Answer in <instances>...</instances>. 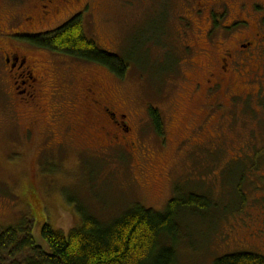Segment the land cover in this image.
Here are the masks:
<instances>
[{
    "label": "rangeland",
    "instance_id": "rangeland-1",
    "mask_svg": "<svg viewBox=\"0 0 264 264\" xmlns=\"http://www.w3.org/2000/svg\"><path fill=\"white\" fill-rule=\"evenodd\" d=\"M0 1V16L19 15L13 29L25 31L29 0ZM253 1L224 0L228 21L247 23L228 34L208 20L211 9L222 11L218 0H92L84 35L125 64L122 76L21 39L32 34L0 38V50L31 54L42 79L40 110L24 108L0 59V227L25 225L49 254L44 224L67 236L85 214L108 223L135 205L160 213L170 199L196 195L209 208L180 211L176 232L162 238L176 250L175 264L251 253L241 248L255 241L240 211L251 210L252 164L238 157L244 146L248 155L264 146V112L253 99L264 102V10ZM244 39H255V49L241 52ZM88 82L94 99L125 116L123 143L110 144L99 126L112 128L86 108ZM149 109L161 116V136Z\"/></svg>",
    "mask_w": 264,
    "mask_h": 264
},
{
    "label": "trees",
    "instance_id": "trees-1",
    "mask_svg": "<svg viewBox=\"0 0 264 264\" xmlns=\"http://www.w3.org/2000/svg\"><path fill=\"white\" fill-rule=\"evenodd\" d=\"M26 39L35 47L103 66L119 76L125 70L120 59L101 51L86 38L79 20L71 21L54 33ZM259 101L264 112V102ZM149 114L155 132L161 136L160 114L154 109H149ZM247 149L248 146L243 147L238 157L240 163L245 159L251 164L264 160V146L251 155L245 154ZM249 169L252 175V168ZM208 208L209 202L204 198L191 195L170 199L160 213L135 205L108 223L85 214L80 226L67 236L44 224L41 236L49 246V254L35 245L31 229L25 225L18 229L0 227V264H175L176 250L162 244V238L176 232L180 211ZM212 264H264V258L251 253H234L219 257Z\"/></svg>",
    "mask_w": 264,
    "mask_h": 264
},
{
    "label": "flooded vegetation",
    "instance_id": "flooded-vegetation-1",
    "mask_svg": "<svg viewBox=\"0 0 264 264\" xmlns=\"http://www.w3.org/2000/svg\"><path fill=\"white\" fill-rule=\"evenodd\" d=\"M218 2H221L223 4V8L220 13H216L212 9L211 13L208 11V20L213 26L219 25L220 28L222 27V30H224L228 34H230L229 32L231 31H236L235 29L240 24H246L247 26V23L245 21H241L238 19H230L228 21V8L226 2H224V0H218ZM22 3H26V0H14L12 6ZM252 4L254 10H264V0H259L256 3L253 1ZM94 9L95 6L92 0H29L26 15H22L21 17V21L23 22L21 23L27 29H25V31H21L20 29H13V25L15 27L20 17L19 15L6 13V15L2 17L0 16V21L2 20L6 22L7 25L5 30L9 31L5 32L3 30H0V38L11 41L7 37L14 32H17L18 34H32L34 36L47 35L56 32L57 30L74 20H79V22L82 23L83 27V21L85 20V18L92 16ZM57 20L60 21L56 22ZM46 23H55L56 25L41 32H37L32 29L37 27L39 28V26ZM258 23L261 28L264 27V14H262V17L258 19ZM225 24H228V26ZM34 36H23L21 37V39H26ZM257 36H259V34H257ZM254 45L255 39L253 43L248 39H244V43H241L239 46L240 51L245 52L251 49L254 50ZM4 50H0V59L2 62H4V65L6 67V70L4 71L6 72V76L9 78V82L15 92V95L19 97V99H21V106L24 108H28L30 106L32 107V109L37 108V110H40V107H38L37 104H34V102L36 101V99H38V91L40 92L42 79L37 65L33 62V57H31V54H24L22 52H19V50L15 48H11L7 51ZM45 50L49 51L47 49ZM50 52L59 55L61 54L56 51ZM226 56L227 60L231 58V56L228 54H226ZM68 58L81 61L73 57ZM227 60L223 58V61L226 62ZM234 62L235 61L232 60L230 62V65H232V63ZM93 87L94 86H92L90 82L87 83V88L82 92V101H84V104L88 110L93 111L94 114H98L105 118L106 122L108 123L107 126H110V128H112V132H109L104 126H99V129L104 132V137L108 139L109 143H123L125 140H127L126 136L129 133L128 125H125L123 123L125 116L110 112L109 109H107L104 105L100 104L96 99H94L93 97L95 96V92L93 91ZM55 92L56 91L54 88V93ZM235 98L238 99V97ZM253 99L258 104L256 105L257 108H261L259 101L261 100V98L255 96ZM251 168L253 192L251 193L250 200L245 199V201H250L249 207L251 210L250 212H247V214H244L246 212H244L243 210L242 214L244 218H241V221H243L245 218L250 219L249 225L253 229L250 233V237L255 241V243H253V245L248 248L246 246H242L241 248L250 251L251 254L264 258V160L260 162H253Z\"/></svg>",
    "mask_w": 264,
    "mask_h": 264
}]
</instances>
